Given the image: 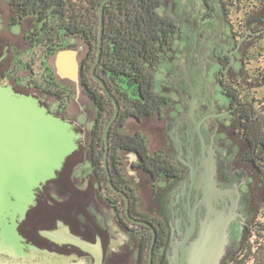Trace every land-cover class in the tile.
<instances>
[{
	"label": "flooded vegetation",
	"instance_id": "flooded-vegetation-1",
	"mask_svg": "<svg viewBox=\"0 0 264 264\" xmlns=\"http://www.w3.org/2000/svg\"><path fill=\"white\" fill-rule=\"evenodd\" d=\"M20 1L0 4V84L36 98L80 134L77 147L36 189L18 220L23 252H43L33 263L43 256L46 264H148L153 241L151 264H187L202 227L231 210L229 242L218 264H234L249 243L243 242L246 233L261 235L264 224L254 220L264 205V0H201L198 11L170 0L161 13L163 0L169 42L155 69L163 94L156 80L154 88L166 97L168 111L164 106L151 115L161 128L155 132L159 147L149 151L169 158L172 168L151 166L149 172L136 151L116 147L117 134L138 130L116 127L131 96L124 89L112 93L104 30L97 61L99 33L96 40L84 33L81 12L75 34L61 30L56 39L42 40L45 19L39 12L24 14ZM62 51L75 53V77L58 70ZM108 92L118 112L106 150L105 129L115 113ZM78 94L93 108L76 105L73 115L67 107L79 103ZM0 262L24 261L1 253Z\"/></svg>",
	"mask_w": 264,
	"mask_h": 264
},
{
	"label": "trees",
	"instance_id": "trees-1",
	"mask_svg": "<svg viewBox=\"0 0 264 264\" xmlns=\"http://www.w3.org/2000/svg\"><path fill=\"white\" fill-rule=\"evenodd\" d=\"M22 11L39 12L44 18L43 39L53 40L62 34H75L80 26L84 33L95 40L100 30L99 5L102 0H21ZM163 0H109L104 5V65L112 72L115 90H129L131 101L117 120V129L123 128L126 118H141L157 114L167 105L166 97L155 91V69L160 53L169 42V35L163 28L160 7ZM90 78V75H88ZM88 77L85 80L88 81ZM125 85V87H124ZM93 95L91 99H93ZM105 116L108 109L102 111ZM103 116V117H104ZM116 147L126 152L136 151L145 159V170L172 168L171 160L150 154L145 134H117ZM165 164V165H164ZM163 172V171H161ZM261 238L256 243L240 247V254L249 259V264H264V224L260 228ZM246 260V261H247ZM252 260V262H251ZM235 259L234 264L246 263Z\"/></svg>",
	"mask_w": 264,
	"mask_h": 264
},
{
	"label": "water",
	"instance_id": "water-1",
	"mask_svg": "<svg viewBox=\"0 0 264 264\" xmlns=\"http://www.w3.org/2000/svg\"><path fill=\"white\" fill-rule=\"evenodd\" d=\"M108 1L102 0L99 5L97 61L102 49L104 5ZM109 95L115 103V113L105 129L106 150L107 132L118 112L116 99ZM79 136L72 123L50 113L36 98L0 84V254H8L15 260L21 258L28 263H33L32 259L39 254L43 255L31 247H28L30 255L23 252L16 226L33 204L36 189L61 168L66 157L77 147ZM208 163L206 160L205 164ZM205 187L215 190L214 185L206 181ZM231 213V210L216 213L213 220L202 227L195 242L198 249L187 264L219 263L228 243ZM153 244L152 241L148 264L152 262ZM42 259L43 256L37 264H41Z\"/></svg>",
	"mask_w": 264,
	"mask_h": 264
},
{
	"label": "rangeland",
	"instance_id": "rangeland-1",
	"mask_svg": "<svg viewBox=\"0 0 264 264\" xmlns=\"http://www.w3.org/2000/svg\"><path fill=\"white\" fill-rule=\"evenodd\" d=\"M8 1L9 0H0V4L6 5L5 3ZM169 1L170 0L165 1L166 4L163 6V8H161V13L163 12L164 8H165L164 12H166V10L168 9L167 6H168ZM172 1H174V2L179 1L180 3L184 2L186 4L187 10L193 9L194 11H198L201 9V0H172ZM175 10H176V8L172 9L171 11L175 12ZM76 65H77V63H76L75 53H73L71 51H63V52H60L58 54L57 68L63 74L75 77ZM155 80H156V84H157L156 90L158 92L162 93V88H160V86H159L160 82L162 81V75L160 74V72L157 73ZM162 83H164V81ZM77 100L79 101V103L77 102V104H76L75 101H73L72 103H70L68 105L67 111H69L70 113H72L74 115L77 112L76 105H81L82 109H84V108L86 109V107H85L86 103H88L87 109L89 111L92 110L93 105L88 101V99L86 97H83L82 95L78 94ZM111 111L109 112V114H111ZM163 111L167 112L168 107L167 106L164 107ZM158 128H161V121L158 120L155 116L147 117L146 119H144L143 123H138L136 120H134L132 118L128 119L126 122V129L128 131L132 132V131L138 130L140 133H143L147 136L151 152H154L155 149H157L159 147V143H158L156 133H155ZM254 220L264 221V205H263L262 210L254 217ZM228 240H229V238H228ZM258 240H260V237L256 232L248 231L246 233L244 239H243V242H244V244H247L248 242L249 243H253V242L256 243V241H258ZM244 257L245 256H242V254L239 253V256L235 257V259H238V260L243 259V261H246L247 259H244ZM45 262L46 261H44V259H42L40 263L46 264ZM251 262H252V260H251ZM249 263H250V260L248 259L246 261V263H244V264H249ZM0 264H6V263L0 262ZM12 264H37V262H34V263H26V262H15L14 263L13 262ZM241 264H243V263H241Z\"/></svg>",
	"mask_w": 264,
	"mask_h": 264
}]
</instances>
